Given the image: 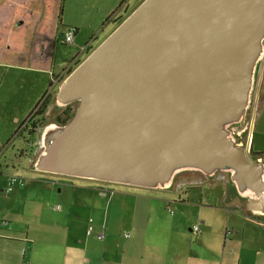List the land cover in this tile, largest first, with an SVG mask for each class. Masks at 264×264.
<instances>
[{
  "label": "water",
  "instance_id": "obj_1",
  "mask_svg": "<svg viewBox=\"0 0 264 264\" xmlns=\"http://www.w3.org/2000/svg\"><path fill=\"white\" fill-rule=\"evenodd\" d=\"M263 64L264 0H144L60 85L56 107H77L43 127L33 168L160 191L181 173H224L264 213L252 130L245 149L232 133Z\"/></svg>",
  "mask_w": 264,
  "mask_h": 264
},
{
  "label": "crops",
  "instance_id": "obj_2",
  "mask_svg": "<svg viewBox=\"0 0 264 264\" xmlns=\"http://www.w3.org/2000/svg\"><path fill=\"white\" fill-rule=\"evenodd\" d=\"M69 8L67 0H0V70L13 68L25 74L48 76L47 80L51 79L52 72L56 77H61L89 45V42L82 44L80 53L75 55L69 65L62 67L61 72L55 71L56 65L63 63V59L57 56V50L62 44L59 41L61 35L69 29H76L77 37L79 35V20L70 17ZM114 15L111 17L114 18ZM77 37L71 44L73 48L77 47L75 43H79ZM93 39L97 37L90 40ZM259 74V85L257 88L256 84L257 90L253 95L256 102H253L247 114V117L251 115L247 141L252 130L251 151L257 158L262 157L264 160L261 143L254 148L256 135H261L254 134V121H262L263 125L264 115V71L261 69ZM7 93L11 95L12 89L7 87ZM45 93L44 85L32 101L23 105L24 108L27 109L35 101V105H38L41 101L38 99L41 96L43 98ZM48 101L46 115L53 107L51 100ZM20 122L19 116H12L11 123L20 125ZM4 128L7 125L2 122L0 131L4 132ZM1 134L0 157L16 137L20 138L15 132L13 137L11 135L2 142ZM1 166L0 159V173H3ZM45 176L50 177L37 184L46 186L51 196L63 198L60 206L50 209L59 215L49 216L43 207L46 204L43 201L36 202L30 214L34 212L31 218L39 221L25 224L31 237L0 235V264H39L40 258L38 260L36 257L37 240L42 247V255L52 252V249L56 250L63 257L61 264H235L234 258L238 260L237 264H243L246 257H253L255 261L264 258V235L253 225L252 222L256 220L249 218L245 212L246 202L237 196L225 177L218 181L217 176L209 179L199 173L186 172L174 180L176 185L173 184V190L138 188L134 192L124 187L115 191L109 184L92 180L82 179L77 182L84 184L74 185L67 179H58L66 177L51 174ZM26 182L15 186L18 188L16 196L25 194ZM205 185L209 188L203 189ZM205 190L212 191L210 200L206 198ZM111 191L114 192L113 197H110ZM193 192H200V200L197 197L192 200ZM170 194L175 195V198L177 196L179 203L186 206L183 214L189 210L187 208L195 209V222L192 226L188 224L192 235L177 233L172 224L171 235L165 233L169 234L167 225L170 222H185V214L181 220L171 209L176 199L169 197ZM166 212L175 215L172 220L166 217ZM261 219V224L255 223L260 228L264 226V218ZM200 220L203 222L201 232L194 234L192 228ZM91 221L95 233L100 232L104 226L103 240L97 241L94 236H87ZM7 226L2 222L0 232H7ZM40 228L47 232L38 235ZM230 230L234 233H228ZM126 233L129 238L124 237Z\"/></svg>",
  "mask_w": 264,
  "mask_h": 264
},
{
  "label": "rangeland",
  "instance_id": "obj_3",
  "mask_svg": "<svg viewBox=\"0 0 264 264\" xmlns=\"http://www.w3.org/2000/svg\"><path fill=\"white\" fill-rule=\"evenodd\" d=\"M68 4L70 6L69 8V14L70 17L72 16L75 19L79 20V35L77 37V33L75 36L78 39L79 43L77 44V47L73 48V45H65L64 42V35H61L60 37V43H62L59 47V51L57 50V56L58 58H62L63 63L56 65L55 71L61 72L62 67H66L69 65V63L73 60L75 55L77 53H80V46L82 44H87L89 42V47H91L90 51L84 52L79 54V60L72 63V67L68 68L65 72H63L62 76L60 77L58 84H62L63 81L66 79V77L71 73V70H74L100 43L101 40L108 34V32L112 28H116L129 14L132 13L134 8H137L144 0H67ZM124 2V5L119 9L118 7L120 4ZM113 14L114 18L111 17ZM67 13L65 14V16ZM110 18V19H109ZM113 18V19H112ZM67 18H65L66 20ZM121 21V22H120ZM120 22V23H119ZM64 30V28L62 29ZM97 37V39L90 40L91 38ZM82 40V41H81ZM82 42V43H81ZM74 44V45H75ZM58 59V63H59ZM52 75L56 76L55 73L52 72ZM48 76L43 75H32V74H25L22 73L20 70H16L13 68H3L0 70V125L2 122L7 125V128H4L5 131H0L1 134V140L2 142H5L6 139L12 135L14 136L15 132L18 131L20 125L22 122H24L27 118L30 117V115L35 110L37 101L34 103H30V106L25 109L24 104L28 103L29 101H32L36 95H38L39 90L41 91L42 88L45 85L46 92L51 91V96L47 99L51 100L50 103H53V107L51 108V113L48 114L50 117L48 118L47 122H53V117L58 116L61 117V110L56 107L55 99L56 96L54 95L57 91V85L52 86V80L48 79ZM52 86V88H51ZM7 87L12 89V94L7 95L10 93H7ZM30 96L32 98H30ZM42 96L38 99L40 101ZM12 104V105H10ZM10 105V106H8ZM74 109H75V105ZM63 111V110H62ZM19 116L20 117V125L17 123H11L12 116ZM251 115H248L246 118L245 124L241 127H233V132L237 133L244 129L243 133L240 137H238V143H240V146L245 148L247 147L248 141V132H249V123H250ZM262 121H254V128L256 131H254V134H261L256 135V139L254 142V148L258 146V144L261 143L262 149L261 151L264 152V115H263V125H261ZM10 137V139L12 138ZM253 144V141H252ZM25 147L23 141L21 138H15L11 144L8 146V148L3 151L1 159V170L3 173H0V224L4 222L5 224H8L7 232L6 230L2 233L0 232V235H13L14 237H21L25 238L27 235L31 237V235L28 233L27 227L25 224L27 223H38V219H32L31 216L34 215V212L30 214V209L34 206L36 202L42 203V201L46 204L44 205V210L49 216H56L59 215V213H53L50 211L53 207H56L57 205L63 203V198L51 196V191L44 185H38V181L42 180L43 182L47 181L46 174L39 173L33 169H30L27 165V160L23 159L19 156V150L23 149ZM259 159L263 160L262 157H258ZM8 160V161H6ZM264 161V160H263ZM29 170V171H28ZM37 173V174H36ZM182 174V173H181ZM218 181L222 179L223 174H217ZM226 175V174H224ZM19 177L27 179L26 182V192L24 195L16 196V191L18 188L14 187L10 192L7 193V189L9 188V177ZM179 177L177 176L175 181ZM58 179H67L69 182H71L74 185H82L84 183L77 182L82 179L79 178H58ZM174 181L173 184L176 185V182ZM212 181V180H211ZM34 184V185H33ZM111 188H113L115 191L119 188L123 189H129L130 191H137L134 187L130 186H121L118 184H109ZM173 185L170 190H173L175 187ZM218 187V186H217ZM206 185L203 187V189H208ZM175 189V188H174ZM112 190V189H111ZM210 192V194H208ZM210 190H205L206 198L210 200L212 196H210L212 193ZM165 195V194H164ZM193 199L197 197V200H200V192H193ZM171 198H175V195H168ZM113 197V196H112ZM176 203L171 204V209L174 211L175 215L177 217H180L182 220L183 215L185 222L179 223L178 221L170 222L167 225V229L169 231L165 232L167 235H171V226L173 225L175 231L178 233L181 232V235H192L188 230V224L192 226L195 222L196 214L194 213L193 208H187L189 209L186 213H182L186 206L180 204V200L176 196L175 198ZM129 203H131L129 201ZM60 206V205H59ZM251 212V211H250ZM252 213V212H251ZM166 217L170 220H172V215L166 212ZM200 219V218H199ZM198 219V220H199ZM260 220L262 219H256V222H252L253 225L256 226V229H258L261 232V235H264V226L260 228V226H257L256 224H261ZM202 221V220H200ZM242 222H248L245 220H241ZM128 223L127 221H125ZM256 223V224H255ZM264 223V220H263ZM44 224V228H45ZM166 227V226H165ZM44 228H40L38 231V235H43L47 232V230H44ZM101 230V229H100ZM5 232V233H4ZM128 234V233H127ZM12 237V238H14ZM96 239V238H95ZM97 240V239H96ZM26 241V239H25ZM98 241V240H97ZM100 243V242H99ZM36 257L40 262L39 264H61L60 260L63 261V257L58 255V252L56 250L52 249V252L49 251L46 255H42V247L37 240L36 244ZM23 253V252H22ZM258 258V256H257ZM233 262L235 264L238 263V260L234 258ZM28 264V263H26ZM243 264H264V258L258 261V259L255 261L253 257H246L244 258Z\"/></svg>",
  "mask_w": 264,
  "mask_h": 264
},
{
  "label": "built area",
  "instance_id": "obj_4",
  "mask_svg": "<svg viewBox=\"0 0 264 264\" xmlns=\"http://www.w3.org/2000/svg\"><path fill=\"white\" fill-rule=\"evenodd\" d=\"M74 38H75V32L72 29H69L64 34V42L63 43L66 45H71L74 43ZM59 79H60V77L55 78L53 76L52 77V84L57 85ZM50 94H51V91H49V93H47L46 97H48ZM32 119H33L32 117H29L21 125V131L24 132L25 141L28 143V161L30 164H32L34 162V160L36 159V157L38 156V154L40 153V151L42 149V144H41L40 138H39L41 127H39L38 124L36 123V121L35 120L33 121ZM241 126H235V127H241ZM242 128L243 127H241L240 129H242ZM232 129H233V127H232ZM243 131H244V129L240 132L234 133L232 130V133L236 137V139H238V137L241 136ZM237 144L240 146V143L237 142ZM258 161H262V160L258 159ZM23 182H24L23 178H19V177H15V176L10 177L9 178V188L7 189V193L10 192L15 186L20 185ZM110 195L112 196L113 192H110ZM170 213H172V212L170 211ZM262 216H263V214H261L259 212H252L250 214V218H253V219H257V218H260ZM201 225H203V222L199 221V223H197L193 227L192 232L195 234H199L201 232ZM228 233L232 234L233 230L228 231ZM87 235L88 236L95 235V238L97 240L101 241L104 239V235H105L104 227L102 228V230L100 232L94 234V227H93L92 223L90 222V225L87 229ZM124 237L129 238V234H127V233L124 234Z\"/></svg>",
  "mask_w": 264,
  "mask_h": 264
},
{
  "label": "clouds",
  "instance_id": "obj_5",
  "mask_svg": "<svg viewBox=\"0 0 264 264\" xmlns=\"http://www.w3.org/2000/svg\"><path fill=\"white\" fill-rule=\"evenodd\" d=\"M75 36H76V33H75ZM75 39V38H74ZM66 45V44H65ZM91 50V47H89V45L88 46H86L84 49H83V52L82 53H84V52H86L87 53V51H90ZM77 60H79L78 58H76L75 59V61H77ZM74 61V62H75ZM71 67H72V65H71ZM70 67V68H71ZM72 71V70H71ZM54 75H52L51 74V80H52V77H53ZM55 78H58V77H56V76H54ZM61 85V84H60ZM60 85L59 84H57V91H58V89H59V87H60ZM52 86H53V84H52ZM52 86H51V88H52ZM50 91V90H49ZM49 91L48 92H46L45 93V95H44V97L41 99V101H40V103L42 102V104L43 103H46L47 101V99L52 95V94H50L48 97H46V95H47V93H49ZM57 91L55 92V96L57 95ZM39 103V104H40ZM38 104V105H39ZM37 105V106H38ZM76 107H77V105H76ZM67 108V107H66ZM65 108V109H66ZM35 110H36V108H35ZM34 110V111H35ZM46 110H47V103H46ZM62 110H64V109H62ZM76 110V109H75ZM33 111V113L30 115V117H32L33 119V121L35 120L36 121V123L38 124V126L39 127H41V131H42V129H43V127L47 124L46 122H47V120L48 119H46V116H48V115H46V113H45V115L44 116H39L38 115V113H37V111L36 112H34ZM37 113V114H36ZM39 117H40V119H39ZM28 119V118H27ZM70 121V120H69ZM23 123V122H22ZM22 123H21V125H22ZM49 123V122H48ZM21 125H20V127H19V129H18V131L16 132V134H17V136H19L21 139H22V141H23V143L25 144V147L21 150V156H22V158L23 159H25V160H27L26 162H27V165H28V167L29 168H32L33 170H34V168H33V165H34V162H35V160H34V162L32 163V164H30L29 163V161H28V143L25 141V137H24V132L23 131H21ZM62 125V124H61ZM41 131H40V133H41ZM40 138V137H39ZM249 140V139H248ZM41 142V141H40ZM42 150V149H41ZM20 156V157H21ZM37 158V157H36ZM257 159H259V158H257ZM262 162H264L263 160H262ZM29 163V164H28ZM218 174H223V176H225L227 179H228V181H229V177H228V175L226 174V175H224V173H218ZM52 175V174H51ZM216 176H218L217 174L214 176V177H212V178H209V179H214ZM10 178V177H9ZM66 178H68V177H66ZM24 179V178H23ZM25 180L26 179H24V182H25ZM9 181V180H8ZM23 182V183H24ZM22 183V184H23ZM229 183H230V181H229ZM21 185V184H20ZM111 192H113V191H111ZM113 194H114V192H113ZM113 196V195H112ZM111 195H110V197H112ZM56 209H59V208H56ZM246 213H248L249 214V218H250V214H251V212H253V211H245ZM259 213H261V214H263V216L262 217H260V219L261 218H264V213H262V212H259ZM251 219H253V218H251ZM257 219H259V218H257ZM254 220H256V219H254ZM91 223H92V221H91ZM89 225H90V223H89ZM92 225H93V223H92ZM89 227V226H88ZM93 227H94V225H93ZM104 227V226H103ZM102 227V228H103ZM102 228H101V230H102ZM88 229V228H87ZM193 229V228H192ZM105 233V232H104ZM234 233V232H233ZM94 234H96L95 233V230H94ZM195 234V233H194ZM88 236V235H87ZM92 236H94L95 237V235H92ZM88 237H90V236H88ZM100 241V240H99Z\"/></svg>",
  "mask_w": 264,
  "mask_h": 264
},
{
  "label": "trees",
  "instance_id": "obj_6",
  "mask_svg": "<svg viewBox=\"0 0 264 264\" xmlns=\"http://www.w3.org/2000/svg\"><path fill=\"white\" fill-rule=\"evenodd\" d=\"M124 5V2H122L120 4V6L118 7L117 10H119L122 6ZM121 22V21H120ZM119 22V23H120ZM75 33H76V29H72ZM75 109H76V105H75ZM75 109H74V105H71L69 107H67L66 109H64L62 112H61V117H60V122L62 125L66 124L69 122V120L73 117V114L75 112ZM38 113V115H42L44 116L45 113H46V103H43L42 102L36 107V110L34 112ZM36 113V114H37ZM25 145V144H24Z\"/></svg>",
  "mask_w": 264,
  "mask_h": 264
},
{
  "label": "flooded vegetation",
  "instance_id": "obj_7",
  "mask_svg": "<svg viewBox=\"0 0 264 264\" xmlns=\"http://www.w3.org/2000/svg\"><path fill=\"white\" fill-rule=\"evenodd\" d=\"M261 69L264 71V64H263L262 66L260 65V70H261ZM260 70H259L258 74L260 73ZM259 75H260V74H259ZM51 112H52V111H51ZM51 112H50V113H51ZM61 112H62V110H61ZM50 113H49V114H50ZM39 116H40V115H39ZM41 116H42V115H41ZM49 117H50V115H49V116H46V119H48ZM39 119H40V117H39ZM52 119H53L54 122H57V123L61 124V122L59 121V120H60L59 115L53 117ZM21 157H22V156H21Z\"/></svg>",
  "mask_w": 264,
  "mask_h": 264
},
{
  "label": "bare ground",
  "instance_id": "obj_8",
  "mask_svg": "<svg viewBox=\"0 0 264 264\" xmlns=\"http://www.w3.org/2000/svg\"><path fill=\"white\" fill-rule=\"evenodd\" d=\"M72 71H73V70H72ZM72 71H71V72H72ZM261 106H262V105H261ZM245 148H246V147H245ZM245 148H244V149H245Z\"/></svg>",
  "mask_w": 264,
  "mask_h": 264
}]
</instances>
